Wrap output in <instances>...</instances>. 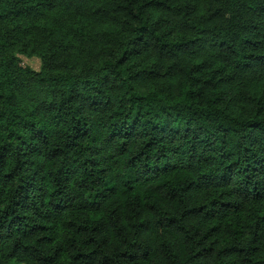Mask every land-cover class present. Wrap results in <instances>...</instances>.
<instances>
[{
  "label": "trees",
  "instance_id": "16d2710c",
  "mask_svg": "<svg viewBox=\"0 0 264 264\" xmlns=\"http://www.w3.org/2000/svg\"><path fill=\"white\" fill-rule=\"evenodd\" d=\"M0 264H264V0H0Z\"/></svg>",
  "mask_w": 264,
  "mask_h": 264
},
{
  "label": "rangeland",
  "instance_id": "374dc122",
  "mask_svg": "<svg viewBox=\"0 0 264 264\" xmlns=\"http://www.w3.org/2000/svg\"><path fill=\"white\" fill-rule=\"evenodd\" d=\"M21 59V62L23 65L31 68L32 70L34 71H38L39 70V67H40V62L38 59L36 58H24V57H20Z\"/></svg>",
  "mask_w": 264,
  "mask_h": 264
}]
</instances>
